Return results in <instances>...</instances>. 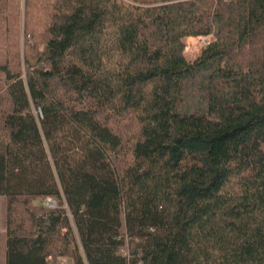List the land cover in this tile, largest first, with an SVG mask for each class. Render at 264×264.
Here are the masks:
<instances>
[{
  "label": "trees",
  "instance_id": "1",
  "mask_svg": "<svg viewBox=\"0 0 264 264\" xmlns=\"http://www.w3.org/2000/svg\"><path fill=\"white\" fill-rule=\"evenodd\" d=\"M0 196L7 264H264V0H0Z\"/></svg>",
  "mask_w": 264,
  "mask_h": 264
},
{
  "label": "rangeland",
  "instance_id": "2",
  "mask_svg": "<svg viewBox=\"0 0 264 264\" xmlns=\"http://www.w3.org/2000/svg\"><path fill=\"white\" fill-rule=\"evenodd\" d=\"M202 36H188L184 38L185 41V55L188 59H194L197 57L201 51L202 48ZM46 202V200L44 201ZM6 202L5 197L0 196V264H7L6 260ZM66 261H69L70 258L64 257ZM56 257L50 258V264L55 262ZM71 262L72 259L70 260Z\"/></svg>",
  "mask_w": 264,
  "mask_h": 264
},
{
  "label": "built area",
  "instance_id": "3",
  "mask_svg": "<svg viewBox=\"0 0 264 264\" xmlns=\"http://www.w3.org/2000/svg\"><path fill=\"white\" fill-rule=\"evenodd\" d=\"M200 36H202V39H203V40H202V45H201V47H200V48H202V49H203L206 45H208L211 41H213L214 38H215L213 34H210V35H200ZM186 47H187V46H186ZM185 50H186V48H185ZM45 204H46L47 206H49V207H56V202H55V200L52 199V198H47ZM123 253H124L125 255H128V252H127L126 250H124ZM62 261L64 262V261H66V259H65L64 257H62Z\"/></svg>",
  "mask_w": 264,
  "mask_h": 264
},
{
  "label": "crops",
  "instance_id": "4",
  "mask_svg": "<svg viewBox=\"0 0 264 264\" xmlns=\"http://www.w3.org/2000/svg\"><path fill=\"white\" fill-rule=\"evenodd\" d=\"M186 56V55H185ZM71 259H69V261H62V256L61 257H56L55 262L51 263V264H73V262L70 261Z\"/></svg>",
  "mask_w": 264,
  "mask_h": 264
}]
</instances>
